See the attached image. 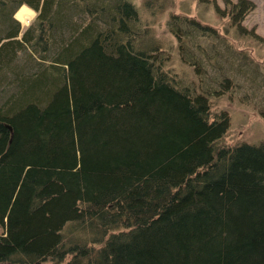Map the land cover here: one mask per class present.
<instances>
[{
  "label": "trees",
  "instance_id": "obj_1",
  "mask_svg": "<svg viewBox=\"0 0 264 264\" xmlns=\"http://www.w3.org/2000/svg\"><path fill=\"white\" fill-rule=\"evenodd\" d=\"M212 1L232 35L166 21L187 84L133 0H0V78L27 71L0 92V264H264V142L227 140L213 108L244 102V77L255 96L261 62L234 40L264 36L243 23L253 0ZM22 4L36 16L19 38Z\"/></svg>",
  "mask_w": 264,
  "mask_h": 264
},
{
  "label": "rangeland",
  "instance_id": "obj_2",
  "mask_svg": "<svg viewBox=\"0 0 264 264\" xmlns=\"http://www.w3.org/2000/svg\"><path fill=\"white\" fill-rule=\"evenodd\" d=\"M139 8V11L143 19H148L151 22L155 36L163 42V49L170 53V57L166 60L167 66L170 70H177L183 74V78L187 84H196L197 75L193 73L192 69L183 65L179 59L177 49L175 45L174 37L169 33L166 21L169 14L173 11H179L182 13L189 12L192 15L198 16L201 20L210 24L218 26L224 33L227 32L229 18L221 17L217 14L214 3L212 0H176L175 6H170L162 14L151 16L150 12L144 5V0H133ZM224 7V0H214ZM256 7L249 11L246 15L243 23L248 28H254L259 34L264 36V0H254ZM185 11V12H184ZM21 12H24L21 15ZM35 11L21 6L14 11L13 17L20 22L21 29L18 37L20 38L27 27L30 25L35 17ZM7 31V30H6ZM3 30L2 32H6ZM233 28L228 27V35H232ZM205 43L207 41L204 39ZM239 46L248 48L250 47L251 53L261 63L262 72H264V45L260 41L253 40L249 36H239L234 40ZM18 55L16 57V64L23 66L24 69L29 67L36 68L39 61V54L32 51L30 48L18 49ZM7 74H4L0 78V92L3 95V100H6L12 93L13 86L10 83L15 76L24 77L26 75L25 70L17 68ZM247 74V72H246ZM187 80V81H186ZM256 85L259 89L256 91L255 96H251L249 99L243 95L245 91L250 87L249 84L255 86L253 82L247 80L246 77L242 78L239 82L247 88L236 87L234 92L236 96L242 95L244 102L239 101L236 97H231L229 94L218 96L214 99L213 108L216 111L226 109L231 119V126L227 134V140L232 142H238L241 140H248L250 142H264V76L257 75ZM251 94H253V91Z\"/></svg>",
  "mask_w": 264,
  "mask_h": 264
},
{
  "label": "bare ground",
  "instance_id": "obj_3",
  "mask_svg": "<svg viewBox=\"0 0 264 264\" xmlns=\"http://www.w3.org/2000/svg\"><path fill=\"white\" fill-rule=\"evenodd\" d=\"M24 14V12H21V15H23Z\"/></svg>",
  "mask_w": 264,
  "mask_h": 264
}]
</instances>
